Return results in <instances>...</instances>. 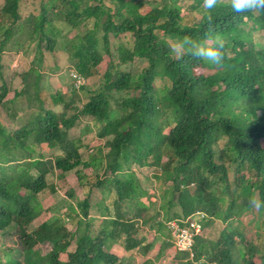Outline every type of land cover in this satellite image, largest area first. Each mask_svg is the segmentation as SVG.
<instances>
[{"label": "trees", "instance_id": "obj_1", "mask_svg": "<svg viewBox=\"0 0 264 264\" xmlns=\"http://www.w3.org/2000/svg\"><path fill=\"white\" fill-rule=\"evenodd\" d=\"M20 3L2 0V42L18 32ZM211 15L209 29L203 0H56L33 17L30 34L39 54L54 50L61 33L54 22L63 21L74 29L83 26L70 40V64L84 78L95 75L101 82L88 88L80 106L59 99L58 92L42 95L36 86L37 111L17 129L8 131L0 125V230L12 229L13 221L18 226L23 252L15 264H123L122 257L107 248L108 241H120L127 251L137 250L131 256L145 255L139 264H151L150 246H142L137 237V218L145 209L138 205L127 216L120 211L124 200L135 198L136 187L132 174L119 173L131 172L135 163L159 168L157 178L171 184L170 208H179L176 219H171L180 224L197 210L206 214L205 220L212 219L221 211L225 195L228 205L222 221L230 223L236 216L237 192L243 188L264 201V14H236L218 6ZM206 30L226 40L222 66L196 62L190 56L172 59L170 41L184 35L204 40ZM119 35H128L130 46L114 45L110 37ZM136 57L146 66L137 72L127 70L125 66ZM38 77L36 73V85ZM158 79L164 90L160 96ZM28 87L25 82L20 90L0 85V108L22 94L30 100ZM59 102L63 108L57 111ZM81 116L95 121L97 137L105 139L108 149L94 185L111 191L114 210L106 221L111 228L92 231L88 186V195L76 204L78 214L68 216L75 229L52 217L32 227L42 207L40 195L55 188L48 180L43 150L60 151L53 162L61 177L86 163L81 146L69 135ZM165 120L170 121L167 133ZM135 129L144 131L146 140L141 151L132 152ZM18 150L37 155L20 162L12 154ZM66 193L71 196L73 191ZM204 232L203 228L194 238L193 258L175 249L165 264H202V257L204 264H264V252L260 254L251 236L226 226L213 240L204 238ZM42 242L50 245L45 256L33 249Z\"/></svg>", "mask_w": 264, "mask_h": 264}, {"label": "rangeland", "instance_id": "obj_2", "mask_svg": "<svg viewBox=\"0 0 264 264\" xmlns=\"http://www.w3.org/2000/svg\"><path fill=\"white\" fill-rule=\"evenodd\" d=\"M55 1L56 0H21V20L19 22L18 32L14 37L5 42H2L4 26L0 22V85L7 83L11 88L20 90L25 82L29 85L27 92L30 96V100H28L26 94L19 95L13 101H7L0 108V125L8 131L17 129L33 112L37 111L38 101L35 99L37 87L42 91V95H45V93L54 94L58 92L60 96L59 99L66 101L73 100L75 105L80 106L86 101L88 88H96L100 85V78L94 75L87 78L83 88L81 87L78 90L72 88L73 78L71 71L73 68L70 64L69 57L70 40L83 31V26L74 29L63 21L54 22L53 25L56 29L61 30V33L57 35V43L53 52L45 50H42V54L37 52V41L32 40L30 34L33 17L39 13L42 6L49 8ZM1 5L2 0H0V7ZM110 39L114 45L123 43L130 46V38L128 35H119L118 37H110ZM112 50L114 53L113 58L117 61L115 48ZM145 66V60L136 57L133 62L126 65L125 68L132 72H137ZM36 73L39 74L37 85L34 83ZM24 76H26V79H24ZM156 82L158 90L157 95H163L162 80L158 79ZM115 96H117V94ZM54 108L60 111L63 105L59 102ZM165 122L167 125L164 127L163 132L167 133L170 121L165 120ZM97 131V124L88 116H81L78 124L69 131L70 137L81 146L80 155L87 164L85 163V165L79 166V168L65 172L63 177H61V174L56 170L53 162V157L59 154L60 151L57 148L43 150L44 160L50 169L48 180L51 184L55 185V188L54 190L50 188L44 190L42 195H40L39 201L42 207L39 209L36 219L32 222V227L39 224L41 220L52 217L55 219L59 218L58 220L69 228L75 229L77 226L75 221L72 222L68 216H75L78 214L76 204L78 200L88 195L86 187H90L88 189L90 201L92 203L100 198L102 195V188L94 185L96 180L95 174H101L103 172L106 162L104 156L108 149L105 147V139H99L97 137ZM145 140V132L135 129L134 144L130 147L132 152L141 151L143 147L141 143ZM37 148L40 149V147ZM15 152L16 153L12 152V154H14L20 162H22L23 159L36 157L37 155L35 152H31L29 153L30 155H27V153L22 150ZM127 162L128 160H126V163ZM131 170L132 173L124 171L119 173V176L129 177L130 174H132V178L135 177L146 190H149L147 195L148 199L150 196H155L157 201L159 199L162 200V204L163 202L165 204H170L172 186L169 182L164 180L163 177L157 178L161 174L159 168L149 166L139 167L135 163ZM230 179L232 180L231 175ZM135 187L138 192L140 186ZM68 189H72L73 191L71 196L66 195ZM189 189L193 192L195 189L194 185L191 184ZM105 191H107V189ZM217 194L219 195V190H217ZM255 197H257V194L251 195L248 188L239 190L236 196V216L230 219V223H223L222 212L228 205V197L225 195L226 200L222 205L221 211L215 217H211L212 219H208L207 217V220H204L205 225L208 227V232H206L207 238H210V240L216 239L225 226L228 229L236 228L246 237L249 238V236H251L250 238L254 240L259 247L260 254L264 252V212L261 210L257 212L251 206L250 200ZM173 202L176 203L175 200ZM129 207L131 208L132 205L130 204ZM148 208L151 211L155 210V207H152L150 203L147 206V209ZM125 212L127 215L131 214L128 208H125ZM157 212L161 214V211ZM12 225L13 228L8 231L0 230V264H15V260L20 259L23 252L18 226L14 221ZM81 231L82 227L78 233ZM147 232L149 233L147 236L145 234L142 236L151 240V232ZM73 248L74 244L70 246V250ZM172 248L173 256L175 254V248ZM33 249L40 253L41 256H45L50 249V245L47 242H42L36 244ZM140 249L141 247H139V250ZM64 256L65 254L61 255V257ZM141 257L142 255H139V260ZM205 258L206 257H204V259ZM259 260L260 259L256 257V261L259 262ZM201 262L204 264V261ZM163 263L164 260H160L156 264Z\"/></svg>", "mask_w": 264, "mask_h": 264}, {"label": "crops", "instance_id": "obj_3", "mask_svg": "<svg viewBox=\"0 0 264 264\" xmlns=\"http://www.w3.org/2000/svg\"><path fill=\"white\" fill-rule=\"evenodd\" d=\"M124 172V171H123ZM128 172V171H127ZM122 173V172H120ZM125 177V176H123ZM133 177V176H132ZM137 182V183H136ZM133 183L135 186H140L138 192L136 191V196L133 200L126 199L121 203V209L120 211L127 216L125 212V208L131 212L134 213L135 209L139 205L141 208H144L145 211L141 213L142 216H139L137 218V224L138 225V235L137 237L142 239V246L149 245L150 246V252L147 257L151 258L153 261L151 264H156L160 260H164V263L171 259L172 256V239L169 232V229L167 227V222L172 219H176L175 214H179V208L174 205V207L170 208L169 203L162 204V200H156L155 196H150V198H147V195L149 193V190H146L145 187H143L140 182L134 177ZM107 191H104L101 189L102 195L100 198L93 203L91 202V208H90V219L92 223V231L94 233L97 232H104V230H110L111 225L107 224V220L111 219V215L113 214V208H112V200L113 197L111 195V191L109 188H106ZM105 189V190H106ZM105 193V196H104ZM151 204V206L155 207L154 211H151L149 208L147 209L148 204ZM132 205L130 208L129 205ZM176 204V203H174ZM112 208V209H111ZM149 210V211H148ZM157 211H161V214H159ZM149 218L146 222L145 219ZM172 218V219H171ZM204 228V238H207L206 232H208V227L205 226ZM150 231L152 239H146L143 234L147 236L149 234L147 231ZM107 248L111 249L113 252L119 254L121 258V262L123 264H139L141 260H139V255L131 256V254L136 253L137 250L133 251H127L124 249V247L121 245V242L117 241L112 242L108 241ZM159 251L161 254L159 255ZM154 253V254H152ZM146 258V256L144 255ZM142 257V259H144ZM204 257L201 258L200 261H203ZM125 261V262H124Z\"/></svg>", "mask_w": 264, "mask_h": 264}, {"label": "clouds", "instance_id": "obj_4", "mask_svg": "<svg viewBox=\"0 0 264 264\" xmlns=\"http://www.w3.org/2000/svg\"><path fill=\"white\" fill-rule=\"evenodd\" d=\"M218 6L229 7L236 14H264V0H203V9L209 29H211L213 21L211 11ZM204 36V40H196L190 35H184L179 39L170 41L169 49L172 59L180 61L184 57L190 56L196 62L203 61L216 66H222L225 59V38L219 34L212 35L207 30ZM250 204L257 212L264 207V201H261L259 196L252 198Z\"/></svg>", "mask_w": 264, "mask_h": 264}, {"label": "built area", "instance_id": "obj_5", "mask_svg": "<svg viewBox=\"0 0 264 264\" xmlns=\"http://www.w3.org/2000/svg\"><path fill=\"white\" fill-rule=\"evenodd\" d=\"M73 78L72 88L78 90L85 85L87 79L78 74L75 70L71 71ZM206 214L197 210L192 217L185 221V224H180L177 220L167 222L172 245L175 249L182 252H188L190 258L194 257V238L203 230Z\"/></svg>", "mask_w": 264, "mask_h": 264}]
</instances>
